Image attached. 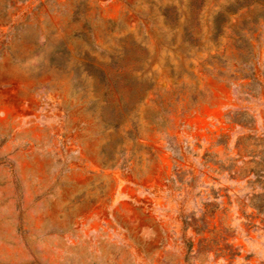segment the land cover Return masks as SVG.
Returning a JSON list of instances; mask_svg holds the SVG:
<instances>
[{
	"label": "rangeland",
	"instance_id": "1",
	"mask_svg": "<svg viewBox=\"0 0 264 264\" xmlns=\"http://www.w3.org/2000/svg\"><path fill=\"white\" fill-rule=\"evenodd\" d=\"M0 264H264V0H0Z\"/></svg>",
	"mask_w": 264,
	"mask_h": 264
},
{
	"label": "trees",
	"instance_id": "2",
	"mask_svg": "<svg viewBox=\"0 0 264 264\" xmlns=\"http://www.w3.org/2000/svg\"><path fill=\"white\" fill-rule=\"evenodd\" d=\"M245 1H247V0H245ZM215 23H216V30H217V32H219V30L221 29V21L217 20Z\"/></svg>",
	"mask_w": 264,
	"mask_h": 264
}]
</instances>
